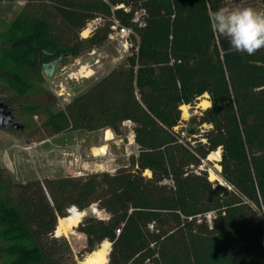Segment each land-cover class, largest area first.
<instances>
[{
  "label": "trees",
  "instance_id": "1",
  "mask_svg": "<svg viewBox=\"0 0 264 264\" xmlns=\"http://www.w3.org/2000/svg\"><path fill=\"white\" fill-rule=\"evenodd\" d=\"M230 4L25 1L0 34V91L9 90L8 98L32 91L55 61L101 47L115 18L133 31L128 56L48 112L32 133L109 128L121 135L129 122L137 154L113 172L27 182H14L0 168L5 264H59L71 249L54 234L58 219L92 205L106 217L79 221L86 241L79 254L108 241L104 264H264V48L237 52L214 31L209 11ZM256 5L264 10V0ZM204 94L210 105L184 120L181 106H194ZM217 149L219 175L229 186L199 168Z\"/></svg>",
  "mask_w": 264,
  "mask_h": 264
},
{
  "label": "rangeland",
  "instance_id": "2",
  "mask_svg": "<svg viewBox=\"0 0 264 264\" xmlns=\"http://www.w3.org/2000/svg\"><path fill=\"white\" fill-rule=\"evenodd\" d=\"M25 1L0 0V34L7 31L11 20L21 11ZM257 1L232 0L230 7H252ZM252 8L258 10L259 6ZM86 29L87 34L83 35L81 32L82 37L89 34L90 25ZM94 50V53L86 52L77 58L67 57L58 61L50 75L41 72L34 89L24 96L8 98L11 94L9 90L0 91L1 97L7 95L1 102L11 107L14 121L23 125V128L17 129L0 127V168L14 182L96 171L113 172L119 167L127 166L130 157L137 154V145L129 122L123 123L121 135H116L109 128L93 131L79 129L53 134L36 130L32 133L40 126L48 112L64 108L73 98L86 91L128 56V50L125 52L120 48L115 33L110 35L101 47ZM204 100H208V94L200 96L192 107H181V117L188 120L192 114L205 109L202 104ZM106 129L112 133V139L108 141L104 139ZM216 151L220 153V149ZM218 160L207 156L201 164L206 169L208 178L217 183L223 180L219 175ZM88 214L106 217L95 205L85 210L81 219ZM77 225L63 234V241L69 245L71 252L62 256L59 264H82L88 254H79L86 241L84 235L76 230ZM0 264L5 263L0 259Z\"/></svg>",
  "mask_w": 264,
  "mask_h": 264
},
{
  "label": "clouds",
  "instance_id": "3",
  "mask_svg": "<svg viewBox=\"0 0 264 264\" xmlns=\"http://www.w3.org/2000/svg\"><path fill=\"white\" fill-rule=\"evenodd\" d=\"M208 15L214 31L229 40L232 50L254 55L264 48V10L221 7Z\"/></svg>",
  "mask_w": 264,
  "mask_h": 264
},
{
  "label": "bare ground",
  "instance_id": "4",
  "mask_svg": "<svg viewBox=\"0 0 264 264\" xmlns=\"http://www.w3.org/2000/svg\"><path fill=\"white\" fill-rule=\"evenodd\" d=\"M87 29H85L83 31V35L87 34ZM204 105V107H207L210 105V102L208 100H204V102L202 103ZM182 108L186 107L185 105L181 106ZM106 141L111 140L112 139V133L109 129H106V134H105V138ZM100 150H102V147L100 148ZM99 150V151H100ZM103 153V152H102ZM208 158H213L218 160L220 158V153L219 151H213L208 155ZM84 211H79L77 209H69L68 215L65 217H60L58 219V223L55 229V235L59 236V235H63L68 233V231L75 225H77L81 219V217L83 216ZM110 249V243L108 241H104L101 243V245L93 250L92 252L88 253L82 264H104L107 261V255Z\"/></svg>",
  "mask_w": 264,
  "mask_h": 264
},
{
  "label": "built area",
  "instance_id": "5",
  "mask_svg": "<svg viewBox=\"0 0 264 264\" xmlns=\"http://www.w3.org/2000/svg\"><path fill=\"white\" fill-rule=\"evenodd\" d=\"M138 19H139V13L136 12L134 20L137 21ZM97 22L98 20H95L93 21V23L90 24L91 29L95 27ZM111 29H112V33L110 35L115 33L118 36V43H119L120 48L125 52L129 50L131 43L129 42L128 37L131 33H133L132 29L130 27L121 25L120 22L115 18L112 21ZM94 52H95L94 49L90 51V53H94ZM199 168H203V165H199ZM219 184L223 186H229L228 183L224 180H222V182H219ZM213 216H214L213 212L206 213V217L209 220H211Z\"/></svg>",
  "mask_w": 264,
  "mask_h": 264
},
{
  "label": "water",
  "instance_id": "6",
  "mask_svg": "<svg viewBox=\"0 0 264 264\" xmlns=\"http://www.w3.org/2000/svg\"><path fill=\"white\" fill-rule=\"evenodd\" d=\"M58 61H55L52 64V69L47 75H50L52 73V70L54 68V65ZM0 127H8V128H23V125L17 123L14 121L13 115L11 113V107L7 104H4L0 101ZM69 212V211H68ZM109 253V252H108ZM108 260V255H107ZM107 262V261H106Z\"/></svg>",
  "mask_w": 264,
  "mask_h": 264
}]
</instances>
